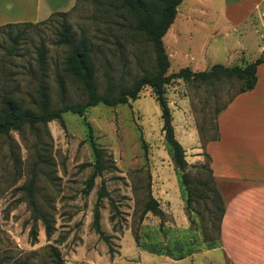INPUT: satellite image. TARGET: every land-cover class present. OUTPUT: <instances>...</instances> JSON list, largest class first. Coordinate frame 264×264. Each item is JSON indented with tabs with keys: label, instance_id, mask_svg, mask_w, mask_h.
Wrapping results in <instances>:
<instances>
[{
	"label": "rangeland",
	"instance_id": "1",
	"mask_svg": "<svg viewBox=\"0 0 264 264\" xmlns=\"http://www.w3.org/2000/svg\"><path fill=\"white\" fill-rule=\"evenodd\" d=\"M122 2L79 0L66 15L48 17L44 24L0 28V97L12 92L30 108L43 75L51 108L86 101L81 83L64 73L69 47L57 44L63 25L69 27L74 44L82 37L89 41L99 94L110 84L129 86L150 74L152 46L135 30L137 21ZM185 6L192 10L186 28L190 38H182L172 47L163 44L168 59L170 56L167 74L184 67L193 72L208 70L204 69L208 60L201 57H207L205 53L213 47L207 45L211 39L207 37L214 30L210 17L200 14V9L217 4L182 0L177 8ZM179 22L177 18L175 24ZM221 32L216 33L220 57L223 47L234 46L233 39L218 37ZM41 46L45 52L43 73L36 62ZM247 47L249 60L258 56L260 48L264 52V42L254 44L253 37ZM220 57L216 63H225L227 58L221 61ZM239 60L225 67H243ZM58 76L64 81L63 99ZM241 85L236 79L211 83L174 79L165 86L174 135L185 147L189 203L181 173L174 167L162 135L159 106L148 86L128 104H96L85 109V120L94 132V143L102 149L104 164L88 193L85 181L94 156L82 117L66 112L62 114L64 127L53 120L0 136V264H57L53 253L58 254L59 264H143V259L146 264H191L185 258L191 251H200V235L211 239L218 226V218L211 219V215L217 216L216 181L205 157L200 163L192 162L194 151L198 142L202 145L216 136L215 118ZM102 181L106 196L97 205L98 224L109 238V246L99 238L93 223ZM149 197L156 199L161 215L144 213ZM31 202L46 216L49 236L42 222L34 219Z\"/></svg>",
	"mask_w": 264,
	"mask_h": 264
},
{
	"label": "crops",
	"instance_id": "2",
	"mask_svg": "<svg viewBox=\"0 0 264 264\" xmlns=\"http://www.w3.org/2000/svg\"><path fill=\"white\" fill-rule=\"evenodd\" d=\"M209 1L216 2L217 6L199 8L200 14L210 17L211 29L214 30L207 37L211 38L207 45L213 47L210 53H205L207 57H201L208 60L204 69L217 64L220 57L216 48L217 31H222L218 37L233 39L234 43L226 49L223 47L220 58L221 61L225 57L227 60L226 64L219 62L221 65L227 66L240 59L244 67L255 60L263 48L253 60L245 55L250 38L253 37L254 44L257 40L264 42V0ZM76 2L0 0V26L37 23L54 13L69 12ZM177 18L180 22L175 24ZM191 18L190 6L182 10L177 8L174 20L162 38L163 44L167 42V47H172L180 44L182 38L189 39L186 28ZM256 70L255 86L237 94L218 113L215 118L216 136L202 145L198 142L199 148L194 151L192 162L200 163L203 157L208 160L210 176L216 181L222 201L223 214L217 240L204 242L201 234L200 251H191V255L185 258L191 264H264V63L257 65ZM182 148L186 153L185 147ZM218 252L219 255H215ZM143 264H146L144 259Z\"/></svg>",
	"mask_w": 264,
	"mask_h": 264
},
{
	"label": "trees",
	"instance_id": "3",
	"mask_svg": "<svg viewBox=\"0 0 264 264\" xmlns=\"http://www.w3.org/2000/svg\"><path fill=\"white\" fill-rule=\"evenodd\" d=\"M78 1L79 0H77V2ZM181 2L182 0H123L121 6L127 7L137 21L135 30L144 35L152 46L154 53L153 71L150 74L142 75L129 86L117 87L114 84H110L103 94H99L97 91L92 61V49L89 41L82 37L74 44L73 37L69 34V27L63 25L59 34L60 39L57 41V44L69 47L64 62V73L81 83L86 95V101L83 104H63V106L59 108H51L42 77L43 75H41L38 79L35 95L31 98L30 104L32 107H25L23 101L18 97H15L12 92H4L0 97V136H8L10 132L19 131L23 127H28L30 130L35 129L37 125H45L53 120H57L60 125L64 127L62 114L66 112L82 117L84 121L83 123L87 127V137L94 156L92 171L85 181V192L88 193L93 188L95 179L101 176L104 164L102 149L94 143V132L85 120V109L94 107L96 104H103L106 106L128 104L129 101H134L138 98V94L143 87L148 86L153 90L155 101L159 106L162 119V135L171 149L173 165L181 173V180L187 192L186 200L189 203L191 193L188 189L189 180L186 172V168H188L187 162L185 160L184 149L174 136V129L171 123V113L165 97V86L174 79H181L184 81L196 80L205 83H211L218 80L230 81L236 79L241 81L242 85L239 91L230 99V103L237 94L249 91L255 86L256 66L264 63V52H261L255 60L244 67H225L221 64H214L205 71L193 72L188 67H184L180 68L177 72L167 74L169 59L163 46L162 38L172 24L176 15V9ZM66 14L67 12L54 13L50 15L49 18L54 16H64ZM49 18L35 24H44ZM24 24L32 25V23L6 24L0 26V28ZM36 62L40 72L43 73L45 67V52L42 46L37 50ZM57 85L60 99H63L65 96V86L61 76L57 77ZM105 196L104 182L102 181L97 193V198H95L96 207L93 212V223L95 232H97L99 238L109 246V238L100 232L98 224L99 211L97 205ZM215 196L217 205L214 207L217 216L211 215V219L216 220L218 218V226L216 234L211 239L206 238V240H204L205 234H202L204 242H214L218 238L219 223L223 214V205L219 195L215 194ZM149 199L150 200L146 203L144 213L150 211L161 215L162 212L158 208L156 199H153L152 197H149ZM30 207L34 213V219L42 222L46 236H49L50 225L46 216L36 209L33 202L30 203ZM109 251H111L110 247ZM53 254L55 262L59 264L58 254Z\"/></svg>",
	"mask_w": 264,
	"mask_h": 264
}]
</instances>
